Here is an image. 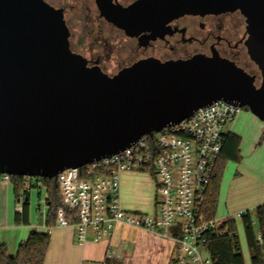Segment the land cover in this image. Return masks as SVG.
<instances>
[{"label": "water", "instance_id": "water-1", "mask_svg": "<svg viewBox=\"0 0 264 264\" xmlns=\"http://www.w3.org/2000/svg\"><path fill=\"white\" fill-rule=\"evenodd\" d=\"M144 16L239 10L260 84L219 57L141 60L108 77L69 49L44 0H0V174L56 179L224 101L264 125V0H146ZM129 10L110 16L125 25Z\"/></svg>", "mask_w": 264, "mask_h": 264}, {"label": "built area", "instance_id": "built-area-1", "mask_svg": "<svg viewBox=\"0 0 264 264\" xmlns=\"http://www.w3.org/2000/svg\"><path fill=\"white\" fill-rule=\"evenodd\" d=\"M242 108L216 101L188 119L142 136L122 151L81 168L65 169L55 181L61 205L54 226L74 230L75 242H104L116 226L151 232L172 242L176 264H212L206 249L210 233L223 235L226 221L203 213L206 190L213 178L226 127ZM147 173L154 182L152 214L125 211L120 202L121 176ZM0 181L10 176L0 174ZM40 184V182L38 183ZM116 258L108 251L100 264Z\"/></svg>", "mask_w": 264, "mask_h": 264}, {"label": "flooded vegetation", "instance_id": "flooded-vegetation-1", "mask_svg": "<svg viewBox=\"0 0 264 264\" xmlns=\"http://www.w3.org/2000/svg\"><path fill=\"white\" fill-rule=\"evenodd\" d=\"M44 1L62 12L70 51L108 77L141 60L216 56L255 77L256 86L260 84L259 70L245 47L246 22L239 10L148 17L143 15L147 10L137 7L146 0H77L76 5ZM126 10L130 17L125 25L110 20L111 15ZM68 14L80 16L71 22ZM71 24L78 27L76 33Z\"/></svg>", "mask_w": 264, "mask_h": 264}, {"label": "crops", "instance_id": "crops-1", "mask_svg": "<svg viewBox=\"0 0 264 264\" xmlns=\"http://www.w3.org/2000/svg\"><path fill=\"white\" fill-rule=\"evenodd\" d=\"M245 117L244 114L242 116L240 114L238 118L236 117L231 123L232 127L227 132L231 133V128L237 122L243 121ZM236 130L238 131H235L234 135L240 138L241 145L247 135L240 128ZM246 159L252 168H257L259 172L264 173V142L260 150L254 151ZM136 174H122L120 202L125 211L141 213L137 210L142 209L145 206V200H148L147 187L142 185L135 189L139 198L144 201L136 204L137 202H133L129 196L131 191L134 190V187L131 186V179ZM219 188L221 189V186ZM220 189L218 191L217 207L214 216L221 218L222 221H226L228 217H234L238 212H252L257 206L264 204V193L260 194L259 192V196L254 200L253 195L256 197L257 193H253V195L249 193L250 196H247L248 193H246L240 195L241 197L233 194L227 197V195L220 194ZM38 192L41 193V188L38 189ZM46 198L47 195L43 200L45 209L41 210L43 215L42 224L37 223L29 213L28 225H16L14 223V216L16 213L21 212L22 200H15L13 185L10 181H0V245L6 247L9 256H15L20 244L24 243L30 233L35 231L38 233H48L50 236V242L43 264H85L86 262L100 264L108 251L114 252L116 256L112 264H176V250L172 242L162 239L151 232L137 230L123 225L116 226L113 233L102 243L89 241L83 246L77 245L74 230L70 228H57L55 226L52 228L46 227L45 218L48 211L45 203ZM151 208L153 210V205ZM238 220L239 226L241 227L240 219L238 218ZM243 242L245 243L244 234ZM240 245L244 263L250 264L247 247H242L241 240ZM124 246H127L126 250L123 249Z\"/></svg>", "mask_w": 264, "mask_h": 264}, {"label": "trees", "instance_id": "trees-1", "mask_svg": "<svg viewBox=\"0 0 264 264\" xmlns=\"http://www.w3.org/2000/svg\"><path fill=\"white\" fill-rule=\"evenodd\" d=\"M247 109V108H246ZM240 138L232 133L224 136L221 153L217 161L213 178L206 190L203 213L207 218L215 215L219 182L227 162L240 161ZM27 177H12L13 192L16 201L22 200V210L14 216L16 225L29 223V190L26 189ZM47 192L46 205L48 211L45 225L52 228L55 223L56 212L62 207L59 193L53 179H38ZM250 264H264V204L257 206L252 212L246 211L240 218ZM223 235L210 233L207 237L206 249L212 264H245L237 235L235 220L223 223ZM50 242L48 233L31 232L27 240L20 244L15 256L7 254L6 247L0 245V264H43Z\"/></svg>", "mask_w": 264, "mask_h": 264}, {"label": "rangeland", "instance_id": "rangeland-1", "mask_svg": "<svg viewBox=\"0 0 264 264\" xmlns=\"http://www.w3.org/2000/svg\"><path fill=\"white\" fill-rule=\"evenodd\" d=\"M60 2L65 3V5L77 4V0H60ZM79 16L80 14H68V17L72 18L71 22L75 21L76 18H79ZM71 29L74 31V33L78 31V27L73 26L72 24ZM240 114L241 116L244 114L246 117L243 121L237 122L236 125L231 128V133L234 134L235 131H238L236 129L240 128L242 132L247 135V137L240 145V161L238 163L230 161L226 163L219 182V187L221 186V189H219L220 194L222 193L223 195H227V197L233 194H237V197H239L240 195H244L246 193H248L247 196H250L249 193H251V195H253V193H257L256 197L253 195L255 200V198L259 196V192L260 194L264 193V173L259 172V169L257 168H252L246 158L251 156L254 151L260 150L262 148L264 142V125L246 108H242L237 118L240 116ZM230 127H232L231 124L228 125L226 129L230 130ZM26 181V189L29 190V213L34 217L37 223L42 224L43 215L41 210L45 209L43 200L45 199L47 192L42 183H37V178H27ZM131 183V186L134 187V190L131 191L129 196L133 202H137L136 204L144 200L139 198V195L136 193L135 189L142 185L147 187L148 200H145V206L137 211L151 215L152 198L154 193V182L152 177L147 173H137L131 179ZM39 188H41V193L38 192ZM234 219L236 220L238 238L241 240L242 247L246 248V245L243 242V233L241 227L239 226V220L238 218ZM126 247L127 246H124L123 249L126 250ZM97 255L99 254L97 253ZM85 264L91 263L86 262Z\"/></svg>", "mask_w": 264, "mask_h": 264}]
</instances>
